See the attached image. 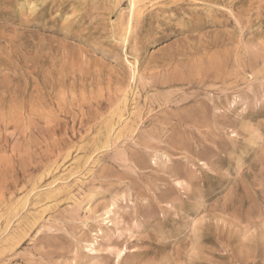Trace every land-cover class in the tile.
Masks as SVG:
<instances>
[{
	"label": "rangeland",
	"instance_id": "obj_1",
	"mask_svg": "<svg viewBox=\"0 0 264 264\" xmlns=\"http://www.w3.org/2000/svg\"><path fill=\"white\" fill-rule=\"evenodd\" d=\"M0 264H264V0H0Z\"/></svg>",
	"mask_w": 264,
	"mask_h": 264
}]
</instances>
